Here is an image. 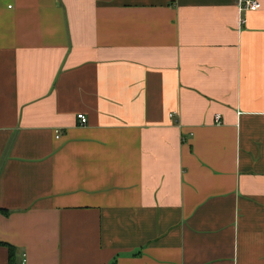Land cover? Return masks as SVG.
<instances>
[{
	"label": "crops",
	"instance_id": "obj_1",
	"mask_svg": "<svg viewBox=\"0 0 264 264\" xmlns=\"http://www.w3.org/2000/svg\"><path fill=\"white\" fill-rule=\"evenodd\" d=\"M258 1L0 0V264H264Z\"/></svg>",
	"mask_w": 264,
	"mask_h": 264
},
{
	"label": "built area",
	"instance_id": "obj_2",
	"mask_svg": "<svg viewBox=\"0 0 264 264\" xmlns=\"http://www.w3.org/2000/svg\"><path fill=\"white\" fill-rule=\"evenodd\" d=\"M260 9V3L258 0H239V10L241 12H255ZM77 119L80 125H85L87 123V119L83 114H78ZM215 123L220 124V116H215ZM25 255L23 254L21 257L20 264H25Z\"/></svg>",
	"mask_w": 264,
	"mask_h": 264
},
{
	"label": "trees",
	"instance_id": "obj_3",
	"mask_svg": "<svg viewBox=\"0 0 264 264\" xmlns=\"http://www.w3.org/2000/svg\"><path fill=\"white\" fill-rule=\"evenodd\" d=\"M7 248H8V251H9V262L12 263L11 260H12L14 251H13V248L11 246H9V245H7Z\"/></svg>",
	"mask_w": 264,
	"mask_h": 264
}]
</instances>
